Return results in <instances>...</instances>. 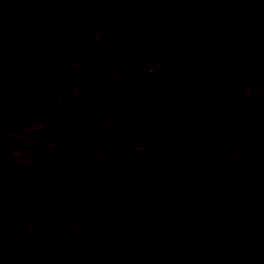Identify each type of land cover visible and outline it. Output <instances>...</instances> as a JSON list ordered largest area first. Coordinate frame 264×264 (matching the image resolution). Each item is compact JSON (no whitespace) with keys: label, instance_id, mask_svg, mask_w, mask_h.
I'll return each instance as SVG.
<instances>
[{"label":"rangeland","instance_id":"rangeland-1","mask_svg":"<svg viewBox=\"0 0 264 264\" xmlns=\"http://www.w3.org/2000/svg\"><path fill=\"white\" fill-rule=\"evenodd\" d=\"M209 47L239 54L236 67L203 66L135 103L154 68L198 67ZM196 89L210 98L206 119L250 118L187 128L174 150L202 137L196 161L152 189L124 184L131 159L144 163L177 122L162 118L169 106ZM0 105L14 114L0 124V190L23 172L84 182L32 207L0 203V264H264L263 210L224 175L264 156V0H0ZM108 206L130 222L102 229Z\"/></svg>","mask_w":264,"mask_h":264},{"label":"water","instance_id":"water-1","mask_svg":"<svg viewBox=\"0 0 264 264\" xmlns=\"http://www.w3.org/2000/svg\"><path fill=\"white\" fill-rule=\"evenodd\" d=\"M14 1L21 2L23 0ZM206 71L205 67H190L185 64L158 66L146 76L145 86L151 92L158 91L174 80ZM130 94H132L131 90L123 92L122 96L125 97ZM13 118L12 110L5 105H0V124L9 122ZM220 126V121L206 119L200 114H193L180 119L171 126L170 133L162 142L161 149L153 152L144 163H139L136 158L131 159L132 164L125 170L123 183L141 182L148 189L155 188L161 178L172 173L178 166L191 164L199 158L201 147L204 144L202 137H199L191 148L180 151L174 150L187 128L192 127L195 130H200ZM224 175L245 181L248 184L250 200L263 210L259 222L264 228V156L254 162L228 169ZM82 186H84L83 181L69 183L64 178L50 179L40 173L23 172L17 182L0 190V203L7 209L32 207L52 200L74 187ZM130 220V215L127 212L118 209L116 206H108L102 210L98 224L102 229L108 230L124 226ZM54 243L53 239H47L42 243V247L51 249ZM261 244L262 239L259 237L250 239L249 248L253 255L258 256L260 254Z\"/></svg>","mask_w":264,"mask_h":264},{"label":"trees","instance_id":"trees-1","mask_svg":"<svg viewBox=\"0 0 264 264\" xmlns=\"http://www.w3.org/2000/svg\"><path fill=\"white\" fill-rule=\"evenodd\" d=\"M232 52L229 49H223V51H219L217 48H213V47H209L208 49L204 50V51H200L198 52L197 56H196V60L199 61L197 62V65L195 66H212L215 65V63L219 62V63H224V64H228L232 63L231 60L229 59V56H231ZM237 59V61L240 58V55H236L235 56ZM190 59V58H188ZM192 61V58L190 59ZM236 61V62H237ZM232 63L230 65V67L226 66V70H228L230 68V70L232 71L234 68V66L237 63ZM167 62H163V64H165ZM195 64V63H194ZM196 77H199V74L196 75ZM241 78H239L240 80ZM94 86L91 85L90 87H87V89L85 87H83V94L86 97V102H87V96H90L91 93L93 92ZM145 92V91H144ZM147 93L145 96H143V100L138 101V97H137V102L135 103H143L144 99H152L154 96H156L158 94L157 91L155 92H145ZM223 98V96H222ZM186 101L183 100H178L177 103L172 104L171 106H169V108L167 109V112L164 114L162 109L161 112L165 115L162 118L166 120L167 124L170 125L172 123H175L176 121H178L181 118H184L186 116L189 115H193L196 113L199 114H204L205 113V107L209 106L210 104V98H208L207 96H205L204 94H202L199 89H196L195 94L193 96H186ZM140 103V104H141ZM178 104L181 105V107H178ZM198 106V108L194 109V106ZM200 107V108H199ZM157 113V110H156ZM231 115H229V117L222 119V128H235L239 125H243L245 124V119L250 118L244 110L239 109V108H235V111H231L230 113ZM144 245H142V250L141 253H144ZM140 253V255H141ZM147 255V253H146ZM149 255V253H148ZM150 256H153V251H150ZM147 259V256H146Z\"/></svg>","mask_w":264,"mask_h":264},{"label":"flooded vegetation","instance_id":"flooded-vegetation-1","mask_svg":"<svg viewBox=\"0 0 264 264\" xmlns=\"http://www.w3.org/2000/svg\"><path fill=\"white\" fill-rule=\"evenodd\" d=\"M198 67H200V66H198ZM203 67V66H202ZM236 67V65L233 67V68H235ZM207 69V68H206ZM202 73H204V72H202ZM200 74V73H199ZM195 75H197V74H195ZM237 76H240V75H238V74H236ZM184 78V77H183ZM241 78V77H240ZM182 79V78H181ZM222 119H224V118H222ZM221 121V120H220ZM174 125V124H173ZM172 125V126H173ZM221 125H222V121H221ZM171 128V127H170ZM190 128H192V127H190ZM170 130V129H169ZM187 130V129H186ZM186 130H185V132H186ZM185 134V133H184ZM181 139V138H180ZM181 167V166H180ZM177 169V168H176ZM175 169V170H176ZM109 230V229H108Z\"/></svg>","mask_w":264,"mask_h":264}]
</instances>
